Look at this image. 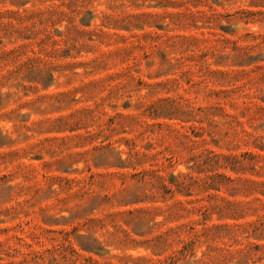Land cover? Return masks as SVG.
I'll use <instances>...</instances> for the list:
<instances>
[{"label": "rangeland", "instance_id": "1", "mask_svg": "<svg viewBox=\"0 0 264 264\" xmlns=\"http://www.w3.org/2000/svg\"><path fill=\"white\" fill-rule=\"evenodd\" d=\"M0 264H264V0H0Z\"/></svg>", "mask_w": 264, "mask_h": 264}]
</instances>
